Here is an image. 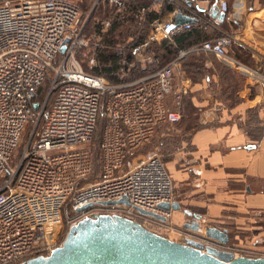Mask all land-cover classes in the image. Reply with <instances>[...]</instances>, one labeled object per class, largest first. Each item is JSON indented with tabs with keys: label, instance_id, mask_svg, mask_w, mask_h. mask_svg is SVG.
<instances>
[{
	"label": "built area",
	"instance_id": "1",
	"mask_svg": "<svg viewBox=\"0 0 264 264\" xmlns=\"http://www.w3.org/2000/svg\"><path fill=\"white\" fill-rule=\"evenodd\" d=\"M127 1L95 0L82 20L72 0H0V264L49 256L62 246L69 229L87 218L118 216L149 231L151 226L167 224L172 211L158 205L171 204L176 197L164 164L154 153L137 163L132 159L161 127L180 121L168 98L173 95L179 101L185 93V88L174 89L184 56L211 53L264 87V75L257 68L227 51L235 37L224 31L214 41L179 51L165 66L128 83L111 85L85 71L80 58L84 57L88 70L97 66L95 51L104 46V35L112 25L109 20H96L100 29L85 31L99 2L121 12L122 21L132 17V29L146 22V7L128 14ZM151 3L156 9L164 3L173 8L150 20L144 40L130 49L128 60L120 62L127 71L156 64V48L183 29L217 28V16L224 8V0ZM211 9L214 17L206 19ZM179 14L195 23L167 32ZM192 174L198 177L200 171ZM123 198L128 205H103ZM87 205L92 207L79 211ZM194 221L203 231L207 227H202L204 218ZM192 232L199 236L192 240L229 252L223 244L202 237L203 233Z\"/></svg>",
	"mask_w": 264,
	"mask_h": 264
},
{
	"label": "crops",
	"instance_id": "2",
	"mask_svg": "<svg viewBox=\"0 0 264 264\" xmlns=\"http://www.w3.org/2000/svg\"><path fill=\"white\" fill-rule=\"evenodd\" d=\"M260 15L263 19L256 17ZM228 22L238 52H244L249 61L230 53L259 70L264 64V14L239 8ZM205 67L212 69L209 79L204 74L193 82L179 71L180 66L175 74L174 89H186L183 95L198 109L204 127L190 135L180 165L170 168L176 202L181 206L170 217L181 228L188 218L186 210L204 218L207 227L229 235L226 225L247 224L253 229L256 218L264 216V87L243 76V85L231 92L232 98L220 99L223 85L237 81L241 74L229 68L236 77L221 80L212 62ZM192 170H199V176Z\"/></svg>",
	"mask_w": 264,
	"mask_h": 264
},
{
	"label": "trees",
	"instance_id": "3",
	"mask_svg": "<svg viewBox=\"0 0 264 264\" xmlns=\"http://www.w3.org/2000/svg\"><path fill=\"white\" fill-rule=\"evenodd\" d=\"M94 3L95 0H76V4L81 10L82 20L87 18L90 11L92 10V7L94 6ZM126 3L128 14L136 12L141 7H146L147 20L144 24L139 25V27H137L136 29H132L129 26L134 22V19L132 17L129 16L126 21H122L120 20L119 16L121 12H118L115 8L108 6L106 3L99 2V4L94 8L93 12L90 14V17L88 18L85 25V31L92 32L93 30L100 29L97 25H95L96 20H109L112 24L107 33L104 35V46L102 48H98L95 51L98 61L97 66L92 70H88L84 57L80 58L85 71L94 76H101L105 78L111 85L128 83L137 78L145 76L146 74L152 73L162 66H165L170 61L174 60L177 57L179 51L190 50L195 46L201 45L203 42L214 41L215 39L219 38L222 35L221 31L230 33V31L228 30V21L231 14L233 13V11H231L232 2H230V0H224V8L220 15L217 16V21H220L218 22L219 25H221L220 28L218 27L217 29L208 25H204L192 26L190 28L183 29L173 36L172 41H162L161 45L156 48V59L158 61L156 64L145 68L137 66L130 68L127 71V68H122V66L120 65L121 60H128L130 57V49L144 40L150 20H152L157 15H164L167 12L172 11L173 7L172 5L164 3L158 9H156L153 7L151 0H128ZM213 10L214 9H211L210 14L206 15V19H211L214 17ZM120 46H123L124 49L119 50L118 48ZM239 49L240 47L237 46L235 42H232L231 45L227 48V51L233 52L234 55H237L239 58L243 59V61L248 62V56L244 52L239 53ZM84 52L85 54H88L90 52V49H86ZM207 62H212L213 68L214 70H216V73H218L221 80L227 79V76L236 77L233 71L230 70L229 67L221 63L213 54L203 52H191L180 59L179 71H182L186 77H190L193 82H196L200 78V76H203L204 74H206L205 77L209 79L211 74L210 70L212 71V69H206L205 64ZM123 69L125 72L124 76L122 75ZM259 71L264 75V64L259 67ZM238 77L239 78L237 81L233 80L234 82L230 81L229 85H223L221 89L222 93L221 91L219 93L220 99L222 97L225 100L231 99V92L238 89L240 84L241 86L243 85V75H240ZM45 89L46 87L43 88V92ZM168 103L172 110L178 111L180 113V119L183 118L184 120L183 128L186 129V133H190L189 137L192 133L204 127L199 123L200 113L198 109L191 104L188 95L181 96L180 102L175 106L172 105V102L170 101H168ZM249 129L250 128H247V132H250ZM257 131L261 133L263 130L257 129ZM148 144L143 146L141 149L146 147ZM161 145L166 151L165 154H169L168 152H171L169 151L170 148L168 144L165 143ZM175 145H178V143L176 144L175 142H173V148H175ZM140 150H138L136 153H138ZM227 237L229 238L228 234Z\"/></svg>",
	"mask_w": 264,
	"mask_h": 264
},
{
	"label": "water",
	"instance_id": "4",
	"mask_svg": "<svg viewBox=\"0 0 264 264\" xmlns=\"http://www.w3.org/2000/svg\"><path fill=\"white\" fill-rule=\"evenodd\" d=\"M195 23L193 19L177 15L167 32L185 24ZM68 41H66L67 43ZM64 47L61 49L63 53ZM37 109V105L34 106ZM128 205L125 198L103 205ZM92 207L87 205L79 211ZM163 211H180L178 202L161 203ZM143 215L165 222L160 215L139 210ZM187 220L183 227L223 245L228 243L226 230L206 227L203 231L194 219L200 217L183 211ZM22 264H264V258H235L232 253L186 238L183 242L169 240L153 233L138 223L109 215L87 218L69 229L60 248L47 257L30 259Z\"/></svg>",
	"mask_w": 264,
	"mask_h": 264
},
{
	"label": "rangeland",
	"instance_id": "5",
	"mask_svg": "<svg viewBox=\"0 0 264 264\" xmlns=\"http://www.w3.org/2000/svg\"><path fill=\"white\" fill-rule=\"evenodd\" d=\"M72 1L76 3V0ZM230 2H232L231 11L242 8L245 10H251L254 13L264 14V0H230ZM256 17L263 19L261 15ZM168 101L172 102V105L174 106L180 102V100L178 102V100L175 99V96L173 95L169 96ZM183 124L184 120L182 118L178 124L161 127L155 134L152 141L133 156L132 162L137 163L138 161L144 159L148 154L154 153L164 164L171 178L170 168L172 169L173 165L178 167L180 165V156L183 154L182 152L186 149H189L188 138L190 133H186V129L183 128ZM173 142L176 144L178 143V145H175V148L172 146ZM165 143L169 145V151H171L168 152L169 154H165L166 151L161 145ZM174 195L176 197L175 190ZM208 225L209 224L206 223L203 224L202 227L204 228ZM177 226L178 225L175 224L173 217H170V220L164 225V227L158 228L157 226H151L150 231L168 238L169 240L180 243L186 238L192 239L191 237L195 236V234H192V231L188 229L186 230L184 227L179 228ZM253 226H255V228L251 229V227L248 228L247 224L243 226L232 224L226 225L225 227L229 231V238L228 243L222 248L224 250H228L230 253L234 252L235 254H238V256L243 255L247 256L248 258H264V216L257 217ZM188 235H190V237H186ZM201 236L205 237V235ZM195 237L198 238L199 236ZM254 240H256V245H254ZM197 241L203 243L200 240ZM208 246L211 245L208 244Z\"/></svg>",
	"mask_w": 264,
	"mask_h": 264
}]
</instances>
